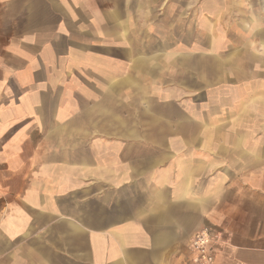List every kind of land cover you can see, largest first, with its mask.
Masks as SVG:
<instances>
[{"label":"crops","instance_id":"1","mask_svg":"<svg viewBox=\"0 0 264 264\" xmlns=\"http://www.w3.org/2000/svg\"><path fill=\"white\" fill-rule=\"evenodd\" d=\"M204 227L264 264V0H0V264H191Z\"/></svg>","mask_w":264,"mask_h":264},{"label":"built area","instance_id":"2","mask_svg":"<svg viewBox=\"0 0 264 264\" xmlns=\"http://www.w3.org/2000/svg\"><path fill=\"white\" fill-rule=\"evenodd\" d=\"M214 242L210 228L204 227L196 232L190 241L191 264H215Z\"/></svg>","mask_w":264,"mask_h":264},{"label":"rangeland","instance_id":"3","mask_svg":"<svg viewBox=\"0 0 264 264\" xmlns=\"http://www.w3.org/2000/svg\"><path fill=\"white\" fill-rule=\"evenodd\" d=\"M236 39H238L239 40L238 43H240L242 41V36L238 37ZM179 45H181V44H179ZM181 53H182V51L180 49H176L175 50V59L177 57H179ZM207 53H209V52H207ZM227 53H228V51H226L225 54H227ZM220 54L223 55L221 53V50L218 51V55H220ZM176 62H177V60H176ZM196 72H197V65L192 62L191 63V74L196 73ZM179 74H182V71L179 68H175V75H179Z\"/></svg>","mask_w":264,"mask_h":264}]
</instances>
